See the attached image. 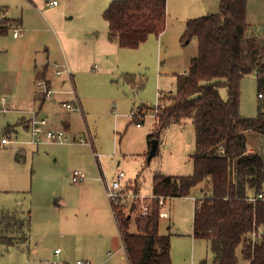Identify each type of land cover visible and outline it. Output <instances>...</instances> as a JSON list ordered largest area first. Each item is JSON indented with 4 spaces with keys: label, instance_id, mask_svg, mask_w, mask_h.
I'll return each mask as SVG.
<instances>
[{
    "label": "rangeland",
    "instance_id": "obj_1",
    "mask_svg": "<svg viewBox=\"0 0 264 264\" xmlns=\"http://www.w3.org/2000/svg\"><path fill=\"white\" fill-rule=\"evenodd\" d=\"M50 1L0 0V6H7L8 15L24 21L20 37H14L12 30L0 37V100L5 98V106L9 108L3 111L0 104V234L12 242L0 241V264H32L27 239L32 241V247L47 248L42 257L50 264L53 260L73 264L78 258L88 259L92 264H129L121 256L120 243L112 236L117 225L106 194V181L123 170L125 182H132L128 183L130 192L142 195L122 202L124 212L132 216L130 231L136 233L135 218L142 203L155 201L151 196L154 174H192L191 154L196 150L193 122L171 121L161 132L157 154L149 160L148 140L156 118L146 115L138 127L139 118L130 112L136 109L152 113L158 102L162 104L164 95L168 100L169 94L176 91L177 75L188 71L198 54V37L183 39L187 23L191 18L220 11L221 0H167L164 31L150 34L134 48H121L115 43L118 52L105 48L100 41L102 36H108L109 22L104 12L114 0H55L56 4ZM247 11L251 30L262 35L264 0H249ZM3 45L10 46L9 53ZM48 54L59 60L65 54L69 64L77 63L78 69L73 66V81L82 112L73 113L74 135L69 136L70 142L39 144L57 145L43 147L50 157L41 163L37 153L34 154L37 145L30 142V132L18 124L27 115V109L20 99L13 103L11 97L8 101L6 97L9 93L20 94L28 66L35 57L39 60ZM221 90L226 97L227 90ZM241 91V111L248 116L257 115L264 100L258 96L255 72L243 77ZM10 124L17 125L18 131L9 129ZM9 134L10 142L1 143ZM89 134L91 143L80 142L82 136L89 141ZM249 139L253 149L264 150L262 136L251 134ZM93 146L101 151L95 154L98 158ZM49 148H55V152ZM75 169L80 171L83 181L72 180ZM210 187L205 180L194 186L187 197L168 198L171 208H167V217H161L160 232L171 235L173 264L213 262L210 240L192 237L193 196H201L203 188L210 192ZM61 198L67 203L61 204ZM42 230L48 235L44 236ZM73 231L84 240L91 239L90 252L85 250L82 258L74 253L77 256L69 261L52 257L50 249L55 253L57 245L65 248L63 235L73 236ZM17 242L20 243L16 245ZM240 249L241 246L239 254ZM109 250L114 252L112 260H107ZM239 262H243L241 256Z\"/></svg>",
    "mask_w": 264,
    "mask_h": 264
},
{
    "label": "trees",
    "instance_id": "obj_2",
    "mask_svg": "<svg viewBox=\"0 0 264 264\" xmlns=\"http://www.w3.org/2000/svg\"><path fill=\"white\" fill-rule=\"evenodd\" d=\"M247 4L248 0H221L220 11L189 19L183 39L197 36L198 54L188 71L177 75L176 91L168 100L164 95L148 140L150 150L152 139H160L169 122H193V173L157 172L152 193L183 197L200 182L210 183V192L203 188L196 198L193 235L210 240L212 264H241L240 256L242 264H264V237L253 241L251 236L257 225L264 227V200L250 199L264 192V150L248 147L249 133L264 138V105L255 116L241 113L244 76L256 72L258 91L264 94V36L251 30ZM104 17L110 38L122 47L134 48L150 34L164 31L167 0H114ZM11 21L0 18V34L8 33ZM157 151L158 147L155 155ZM111 205L130 264H173L171 235L160 232L157 199L147 216L135 218L136 233L130 231L132 216L124 212L122 202ZM0 241L12 243L1 234ZM201 264H208L207 260Z\"/></svg>",
    "mask_w": 264,
    "mask_h": 264
},
{
    "label": "crops",
    "instance_id": "obj_3",
    "mask_svg": "<svg viewBox=\"0 0 264 264\" xmlns=\"http://www.w3.org/2000/svg\"><path fill=\"white\" fill-rule=\"evenodd\" d=\"M248 3H249V0H248ZM7 12H8L7 6H5V5L0 6V18H9L12 20L11 24H10V30L8 31V33L0 34V37H4L5 35L9 34V32L12 30L13 36L18 38L21 36V34L24 33V30L22 28L20 29V27L23 26L24 21L22 18L19 19V18L11 17L10 15L7 14ZM247 17H248V11H247ZM7 24H8V22H7ZM108 26H109V24H108ZM16 29L21 30V33H19L17 36L14 35V31ZM106 31H107V35H108L107 38H104L102 36L100 41H102L105 44V48L107 47L113 52H118L119 50L115 46L116 45L115 43L118 44L117 40L110 38L109 27H108V30H106ZM262 36H264V33L262 34ZM95 37L97 40L99 39V36L95 35ZM59 42H60L59 44L62 48V51L65 53L62 41H59ZM3 46L7 47V50L9 53L10 46L9 45H3ZM120 47L125 48L122 46H120ZM55 64H59L58 68H61L62 64H66L67 67L69 68V71L62 72V73L58 74L56 72V67H55L56 65ZM75 64H77V63L69 64L66 57H65V54H64L63 59H60V60L59 59H51L49 54L46 55V57H43L42 59H39V60L37 57L34 58L33 62L28 66L29 67L28 75L24 76V81L21 83L24 86V88L19 90L20 94L15 96L16 95L15 93L13 95H11V93H9V95H7V97H6V99L8 98L7 101L9 100V97H11L10 99L13 100V103L16 102L17 99H20V102H22L24 104L23 105L24 108L27 109L26 110L27 115H25L21 118L20 122H18L19 125L25 127L26 130L30 132L28 122L34 114H37V115H40L43 117H47L50 120V122L53 125H55L56 127L64 128L67 131L68 136L74 135V128L72 127V123L75 122V121H73V116H74L73 113L79 112V111L66 109L62 105V102L70 101L73 104L79 102L81 112H82V102H81V99L79 98V95L77 94V91L74 87V81H73L74 75H75V69L73 68V66L77 67V69L79 68ZM257 80H258V76H257ZM42 83H46V86L53 90L52 96H50V97L46 96V92L44 91V87H43ZM72 90H73V92H72ZM69 94H72V95L75 94V96L71 95V97H69L68 96ZM258 96H259V92H258ZM259 98L264 100L263 97L259 96ZM4 99L5 98L1 99L2 102L4 101ZM2 102H0L1 106H2ZM9 103H10V101H9ZM9 103H7V104L9 105ZM140 109H142V107ZM8 111H9V108H8ZM241 113L245 116H248V114L244 113L243 111H241ZM149 116H153V115H149ZM153 117L155 118V116H153ZM11 125H13V124L9 125V129H12L14 131H18L17 125H15L16 127L15 126L12 127ZM141 126H142V124L138 127H141ZM9 131H11V130H9ZM88 132H90V131H88ZM251 134H252V136H254V135H256V136L258 135V137L260 136L259 134L252 132V133H249V137L251 136ZM87 137L91 140L90 134ZM80 138H81L80 142H82L81 141L82 138L84 140H86L84 138V136H82ZM48 143H50V142H48ZM48 143L42 144V146L37 145V147L35 148L34 154L37 153L36 156L41 161V163H43L44 161H46L50 157V153L48 152V149L43 148V147H46V145L53 146V147L57 146L55 144L53 145V144H48ZM84 143H88V142L85 141ZM63 144H65V143H63ZM248 147H249V150H253V147L251 146V143H250V139L248 142ZM147 149L149 150V144H148ZM50 150H53L55 152V148H49V151ZM92 150L94 151L93 152L94 155L97 152H101V151H97L94 146L92 147ZM145 150L146 149L144 148V151ZM148 150H147V152H149ZM95 156H97V158H98V155H95ZM55 159H58V157L55 156ZM99 167H100V164H99ZM99 170H100V172L103 173V170L101 167L99 168ZM93 177L97 179L96 175H94ZM10 178L13 179L14 176L11 175ZM125 178H126V176H125ZM128 183H132V182L127 181L126 184H128ZM185 197H187V196H185ZM196 198H197L196 196H193L194 212H195V208H196ZM60 202H61V204L67 203V201L63 198L60 199ZM168 208H171L170 202H169ZM112 211H113V208H112ZM194 212H192V216H193L192 218L193 219H194V215H193ZM168 213H169V211H168ZM113 214H114V212H113ZM114 216H115V214H114ZM115 221H116L117 228H116V232L114 230V233L112 236H114V238H116V240L120 243V251L122 248V255H121L122 258L126 259L128 261V263L130 264L129 259L126 256V251H125V248L123 245V239H122L121 232H120L119 225L117 223L116 218H115ZM117 231H118V233H117ZM73 233H74L73 236L72 235H69V236L63 235L64 243L66 240V247L65 248H62L60 245H57L55 247V250L57 248L62 249L60 254L56 255L55 253L52 252V249H50V255L52 257H57L60 260L63 259L64 261H69V260L73 259L74 256H77V254H79L80 258L85 257V255H86V253L84 252L85 250L90 252V250L92 249L91 239L89 238L88 240H84L81 237L75 235L74 231H73ZM43 234H44V236H47L48 232L43 231ZM62 234H64V233H62ZM112 236H111V238H112ZM192 237L195 240L197 239L194 237V235H192ZM27 241H29V244H30L29 255H30L32 264H44V263L50 264L48 259H43V257H42L44 253H47V248L42 247L41 250H39L38 247L37 248L32 247L33 243L31 240L27 239L26 242ZM100 242H103V240H100ZM19 243L20 242H17L15 244L18 245ZM21 243H24V242L21 241ZM74 253H77V254L74 255ZM32 255H34V256H32ZM113 256H114V252L112 250H109L107 253V260H112Z\"/></svg>",
    "mask_w": 264,
    "mask_h": 264
},
{
    "label": "built area",
    "instance_id": "obj_4",
    "mask_svg": "<svg viewBox=\"0 0 264 264\" xmlns=\"http://www.w3.org/2000/svg\"><path fill=\"white\" fill-rule=\"evenodd\" d=\"M50 3L51 4H56V1L55 0H51ZM19 33H21V30L16 29L14 31V35H16V36ZM55 65H56L55 66L56 67V72L58 74H60L62 72L69 71V68L67 67L66 64H62L61 68H58L59 64H55ZM42 85L44 87V91L46 92V96L47 97L52 96L53 90L48 88L46 86V83H42ZM72 92H73V90H72ZM160 94H161V91L158 92V95H160ZM259 96L264 98V94L263 93H259ZM159 99H160V96H158V101H159ZM2 104H3V106H2L1 109L3 111H7L8 107L5 106L4 101H3ZM62 105L66 109H69V110L81 111L79 102L73 104L70 101H64V102H62ZM158 108H159V102H158L154 112H152V113H148V112H145L143 110L133 109L130 112V115L135 117V118H139V120L137 121V125L140 126L142 124L144 118L146 117V115L155 116L158 113V111H159ZM28 125H29L30 134H31L30 142L32 144L39 145L43 141H48V142H51V143H68L69 142V136L67 134V131L64 128H62V127H56L55 125H53L47 117H43V116L34 114L30 118V120L28 122ZM9 137H10V134L8 136H4L1 139V143L8 144L10 142ZM81 141L82 142L86 141L88 143H91L90 139H89V141H87V140H84L82 138ZM125 176H126L125 172L123 170H121V171L118 172L117 176L114 179L106 181V194H107L111 204L114 203V202H118V201L123 202V201L127 200L128 198H134V197L142 196L139 193H136V192H132L131 193L130 192V189L128 188V184H126L127 182H125ZM72 180L74 182H81V181L84 180V177L81 175L79 170L75 169L73 171V173H72ZM151 196L154 197V199H157V201H158L159 208H160V215L162 217H167L168 214H169L168 213V209H167L168 205H169L168 197H166V196H157V195H155L153 193H152ZM144 197H149V196H144ZM250 199L254 200V201H256V200H264V192L259 194V195H257V196H251ZM141 201L144 202V199H142ZM152 203L153 202H144V203H142L141 211H140L138 216H142V217L147 216L151 212ZM251 236H252V240L253 241H256V240H259V239L263 238L264 237V228L261 225H257L252 230ZM61 251H62L61 248H57L55 250V254L58 255V254L61 253ZM51 264H67V263L63 262V261L53 260L51 262ZM73 264H92V262L90 260H88V259H78Z\"/></svg>",
    "mask_w": 264,
    "mask_h": 264
},
{
    "label": "water",
    "instance_id": "obj_5",
    "mask_svg": "<svg viewBox=\"0 0 264 264\" xmlns=\"http://www.w3.org/2000/svg\"><path fill=\"white\" fill-rule=\"evenodd\" d=\"M158 144H159V139L153 138L152 139V143H151V147H150V150H149V154H148V159L149 160L152 159V157L155 155V152H156V149L158 147Z\"/></svg>",
    "mask_w": 264,
    "mask_h": 264
}]
</instances>
